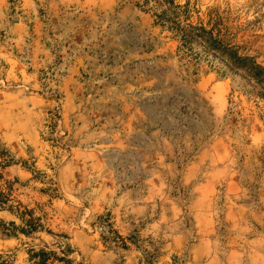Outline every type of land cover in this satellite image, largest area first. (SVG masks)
Here are the masks:
<instances>
[{
  "label": "rangeland",
  "instance_id": "obj_1",
  "mask_svg": "<svg viewBox=\"0 0 264 264\" xmlns=\"http://www.w3.org/2000/svg\"><path fill=\"white\" fill-rule=\"evenodd\" d=\"M235 57L264 68V0H0V264H264Z\"/></svg>",
  "mask_w": 264,
  "mask_h": 264
},
{
  "label": "trees",
  "instance_id": "obj_2",
  "mask_svg": "<svg viewBox=\"0 0 264 264\" xmlns=\"http://www.w3.org/2000/svg\"><path fill=\"white\" fill-rule=\"evenodd\" d=\"M166 4L172 3V0H163ZM233 64L240 70L246 71L248 76L252 78L255 81L262 82L264 80V68L260 65H258L256 62L251 61L249 59H242L235 57L233 60ZM29 215L31 219L26 221V227L25 229H22V232L25 233H32L33 231H36L38 228V223L32 218L30 214H28L27 211L22 212L21 216H27ZM50 253L42 251L40 254L35 253V256L40 257V261L38 264H49L50 261ZM64 261V259H60Z\"/></svg>",
  "mask_w": 264,
  "mask_h": 264
}]
</instances>
